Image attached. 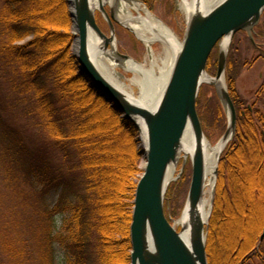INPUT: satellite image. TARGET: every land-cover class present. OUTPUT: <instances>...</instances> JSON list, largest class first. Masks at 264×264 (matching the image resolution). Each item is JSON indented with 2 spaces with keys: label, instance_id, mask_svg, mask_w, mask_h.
Masks as SVG:
<instances>
[{
  "label": "trees",
  "instance_id": "trees-1",
  "mask_svg": "<svg viewBox=\"0 0 264 264\" xmlns=\"http://www.w3.org/2000/svg\"><path fill=\"white\" fill-rule=\"evenodd\" d=\"M69 7L68 0H0L1 157L22 193L28 197L33 193L37 199V241L46 264H56L55 244L64 248L66 264H131L133 202L128 201L134 200L136 189V129L80 71ZM212 60L213 54L208 69ZM237 69L231 53L227 79L239 120L224 159L241 177L246 161L264 173V116L259 119L260 132L251 111L241 110L243 102L234 85ZM76 82L85 83L86 90L74 91ZM212 98L213 103L204 89L200 91L197 107L204 129L224 122L222 104L218 97ZM254 153L258 155L253 157ZM251 186L249 195L255 200V191L261 188ZM52 193L57 200L50 207L45 200ZM246 212L237 213L243 223ZM60 214L66 216L57 227ZM221 214L220 210L211 223V236L214 233L216 238L210 254L220 249ZM231 222L230 242L224 243L230 264H246L247 253L264 264V243L256 244L259 236L253 242L248 238L240 242L244 231ZM21 241L1 227L4 252L18 262L24 254L18 248Z\"/></svg>",
  "mask_w": 264,
  "mask_h": 264
},
{
  "label": "water",
  "instance_id": "water-1",
  "mask_svg": "<svg viewBox=\"0 0 264 264\" xmlns=\"http://www.w3.org/2000/svg\"><path fill=\"white\" fill-rule=\"evenodd\" d=\"M89 2L90 0H69L75 35L74 55L80 71L125 120L140 130L135 117L143 116L148 128V148L141 145L146 164L136 187L130 226L131 264H208L207 241L203 243L198 240L190 248L165 214L164 201L168 187L165 184L166 174L170 164L176 160L178 145L189 122L198 137L207 138L197 110V100L203 84L216 87L228 110L229 123L221 140H225L228 145L233 139L238 121L237 110L226 84L224 83L223 88L218 85L221 79L225 81L230 52V44L226 51L222 50V41L228 36L232 39L244 29L252 30L264 12V0H223L187 26L183 48L164 99L156 112L130 105L125 96L93 64L89 56L90 28L106 40V44L111 38L102 32L95 15L90 12ZM101 12L107 15L103 7ZM110 14L116 20L112 8ZM111 29L114 37L112 23ZM218 45V69L216 75L212 76L207 72V64ZM203 74L209 75L210 80H202ZM192 163L188 201L196 207L204 195L205 186L204 162L199 150Z\"/></svg>",
  "mask_w": 264,
  "mask_h": 264
},
{
  "label": "rangeland",
  "instance_id": "rangeland-1",
  "mask_svg": "<svg viewBox=\"0 0 264 264\" xmlns=\"http://www.w3.org/2000/svg\"><path fill=\"white\" fill-rule=\"evenodd\" d=\"M137 1L143 3L153 14H155L158 18L169 25L176 32L181 41L184 40L187 30V22L185 15L178 7L177 0H150V2L148 3L142 0ZM69 8L71 12V7ZM106 12L110 14V7H106ZM96 19L102 32L108 38H112L113 35L111 29L112 23L114 27V36L118 53L116 54L115 58H110L114 60L115 63L120 65L118 66V71L121 73L123 78L122 80L126 82L128 89L130 91L133 90L134 93L139 96L141 90L140 87L132 83L134 74L131 71H126L121 63L122 61L124 62L129 58H134L138 61L143 62L147 55V50L144 43L128 27L124 26L114 19H112V21L107 20L105 14L101 11L97 13ZM71 32L74 34V26L72 27ZM103 45H105L103 47L107 46V51H104L103 54H106V56L109 57L108 51L111 53L113 47L110 42L108 44L103 43ZM155 50L158 53L161 52L160 44L155 45ZM231 53H233L235 60H237L238 62V71L235 75L234 85L236 94H238L241 102H243L241 103V110L245 111L249 109L251 111L252 117L254 118L256 124L260 127L261 132L262 123L259 121V119L260 116H264V12L262 13L259 22L253 26L252 30L244 29L237 32L233 36L230 43L229 55ZM212 54L213 60L211 62V66L209 67V69H207V72L210 75L215 76L218 69V60L220 55L219 45L215 48ZM225 84L230 93V87L227 79V67L225 74ZM72 89L74 91L83 92L84 90H86V85L83 82H76L72 85ZM202 89H204V92L209 95L212 103V100L214 99L212 98V96L218 97L224 111L225 118L222 126L218 128H205V133L209 141L212 144H217L221 140L228 127V110L222 103L215 86L203 84L201 90ZM257 111L259 112V114L257 113ZM237 114L239 116V113ZM139 139L140 135L136 131V172L134 173V182L136 183V187L139 179L143 175L146 164L144 156L141 153L142 148ZM232 140L228 143L227 147L222 153L219 167L220 170H218L216 184L213 189L214 192L212 214L206 227V251L208 264H230L231 260L230 255L228 254L229 249L225 247L224 243H226L227 239H229L230 242L231 236L230 231H228V224L231 221L233 222V218H231L230 216L233 215L237 218L239 217L237 213L240 211H247V215L245 217L242 214L244 223L238 218L237 222H233L236 229L242 232L244 231V233H242L244 237L242 236L239 241L242 242L243 238H248L250 239V242H253V240L251 241V239H257L259 236L258 242H256V244L260 246L264 243V173L259 174L260 170L252 168V164L249 163V161H246L247 167L246 169L241 171V177L236 174V170L231 171L230 164L227 163V161L224 159V156H226V153L229 149L228 146L232 142ZM2 148H4V143L0 140V230L1 227L8 228L9 234L12 235L14 240H22V244L18 248L22 249L24 254L21 253L22 255H20L21 258L18 262V260L14 259V257H10L8 253L4 252V244L0 243V264H46L47 261L42 256V251H40L37 241L35 213V209L37 208V199L33 193L30 194L29 197L28 195L22 193L23 190L21 191L19 189L18 181L12 179L7 174V167L1 157ZM255 154L258 155L257 153H254L252 156H256ZM248 159L251 160V158ZM192 173V161L182 160L178 166L176 180L173 181L167 189L164 207L166 216L171 223H174V220H176L182 214V211L187 204V201L189 199ZM240 178L244 179V181L242 182ZM250 186L254 189H256L257 187L261 188V190L256 189L254 195L255 200H253L251 195H249ZM259 191H262L260 197L258 196ZM56 200L57 195L55 193H52L51 196H49V198L45 200V202L50 207H53L56 203ZM128 202H130L131 204V202H134V200L130 199ZM252 209H254V221L250 219V217L252 216ZM220 210L222 212V229L219 233V237L221 236V239H218L219 237L217 238L218 246L220 249L215 250V254L212 253V251L210 254L209 247H212V244H214L215 242H212V240L216 238L214 233L213 236H211V223L215 221L216 214L220 213ZM132 212L133 208L131 213ZM65 216L66 214H60L57 216V227H61L63 218ZM247 227L249 234H247ZM5 231H7V229H5ZM262 231L263 233L261 235ZM14 245L16 246L17 243L14 242ZM55 256L56 264H66V252L64 248L59 244H55ZM243 261L246 264H259L260 262L257 257L252 256L250 253H247Z\"/></svg>",
  "mask_w": 264,
  "mask_h": 264
},
{
  "label": "bare ground",
  "instance_id": "bare-ground-1",
  "mask_svg": "<svg viewBox=\"0 0 264 264\" xmlns=\"http://www.w3.org/2000/svg\"><path fill=\"white\" fill-rule=\"evenodd\" d=\"M222 1L177 0V3L179 9L186 17L187 26H190L196 17H203ZM89 7L90 12L95 17L101 11L102 7L105 11L106 7H110V10L112 8L115 12L116 20L128 27L144 43L147 55L143 62L129 58L121 63L126 71H131L134 74L132 83L140 87V95L137 96L133 90L130 91L128 89L126 82L122 80V75L118 71V66L120 65L110 58H115L118 53L115 36L110 40L113 50L111 53L108 51V57L106 54H103L104 51H107V46L103 47L105 46L103 43H106V40H103L95 30L90 28L89 56L93 64L125 96L130 105L135 108L156 112L164 99L175 64L183 48V41L179 39L176 32L169 25L137 0H90ZM105 16L107 20L110 19L112 21L111 14L107 13ZM230 42V37H226L222 41V50L226 51ZM156 44H160L161 46L160 53L155 50ZM202 80L209 81V75L203 74ZM224 83V79L218 81V85L221 88L225 86ZM135 118L140 127V130L135 128L140 135L139 142L147 149L149 135L146 119L140 115H136ZM203 130L205 133L204 127ZM226 147L227 143L225 140H220L217 144H212L208 138L198 137L193 125L189 122L178 145L176 160L170 164L167 171L165 184L166 187H169L176 180L179 163L182 160L193 161L198 150L202 154L205 177L204 195L196 207H193L191 202L187 201L182 214L174 220V223H171L190 248L198 240L203 243L207 241L206 227L212 214L213 189L216 184L218 170H220L221 156Z\"/></svg>",
  "mask_w": 264,
  "mask_h": 264
}]
</instances>
